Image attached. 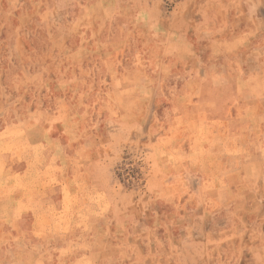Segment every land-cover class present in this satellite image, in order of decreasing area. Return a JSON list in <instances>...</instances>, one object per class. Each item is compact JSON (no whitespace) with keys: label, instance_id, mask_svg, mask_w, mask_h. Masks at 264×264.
Wrapping results in <instances>:
<instances>
[{"label":"crops","instance_id":"1","mask_svg":"<svg viewBox=\"0 0 264 264\" xmlns=\"http://www.w3.org/2000/svg\"><path fill=\"white\" fill-rule=\"evenodd\" d=\"M37 1L0 0V264L224 262V254L221 258L215 257L219 252L216 249L223 247L224 250V236L228 233L224 223L208 232H199L201 237L219 244L214 249L204 247L207 254L202 259H197L195 247L189 244L191 248L185 258L171 262L164 259L166 248L169 251L179 246L170 244L166 238L180 244L181 238L187 237L189 241L198 235L195 229L176 226L177 210L173 213L171 230H157L156 242L152 241L153 231L144 220H139L140 227L135 228L131 215L121 212L113 173L117 155L101 142L117 137L116 132L105 130L130 123L124 113L117 112L120 108L117 104L124 105L131 98L121 96L117 101L119 94L140 92L141 108L143 103L144 108H148V98L142 94L149 91L147 82L86 88L79 82L84 75L79 68L15 69L11 74L16 79L12 83L7 81L10 69L6 70L2 63L23 60L28 42L22 30L30 29L31 24L36 27V21L24 23L20 18L18 21L9 16L6 19L5 15L33 14ZM74 1L78 6L77 37L80 34L84 39L85 29L93 30V37L94 30H99L101 36L102 30L107 29V42L124 48L123 52L111 53L109 57L127 63L129 54L125 51L140 43L136 40L141 37L136 33L141 28L137 24L138 14L149 8L138 6L135 0H93L92 5H86L85 0ZM191 7L188 5L180 14L182 21H190L195 11H191ZM89 9L95 13L99 9L98 13L104 14L109 24L85 23L81 18ZM251 12L253 56L245 51L240 54L244 44L233 36L228 39L198 37L191 31L171 38L158 34L156 44H163L164 53L149 57L141 53L138 57L133 55L134 62L143 63L148 59L167 68L181 66L175 72L181 82L173 88L172 101L174 108L189 111L183 122L189 127V136L185 140L187 144L183 142L187 147L179 150L178 155L190 172L202 174L203 186L208 188L205 196L190 198L186 203L197 201L204 206H218L220 212L212 209V214H208L213 222H224L226 202L240 204L234 198H224V173L234 174L227 178L229 186L234 188L233 183L238 181L234 176L241 179L245 172H254L255 161L259 164L261 157L264 69L260 62L264 61V0H258ZM171 14L176 15L177 11ZM162 20L166 23L165 18ZM243 34L242 31L239 35ZM77 37L72 41L80 50L84 40L79 41ZM204 45L209 50L206 53L201 52ZM250 57L254 58L256 67L245 68V61ZM203 61L211 63L204 65ZM224 61L230 64L225 67ZM146 70L142 64V69L125 68L117 72L120 78L139 73L143 79L149 77ZM92 75L111 74L93 70ZM31 77H44L50 83L39 84L43 81L35 82ZM86 91H94L97 99L86 100ZM92 108L96 110L89 114ZM179 119L181 117L174 120ZM89 122H96L100 131H87ZM70 127L75 131L70 132ZM177 186L180 187L178 181L172 184L173 189ZM182 200L179 199L177 205ZM192 219L190 215L188 221ZM236 250L227 264L243 263L240 260L243 248L237 246Z\"/></svg>","mask_w":264,"mask_h":264},{"label":"rangeland","instance_id":"2","mask_svg":"<svg viewBox=\"0 0 264 264\" xmlns=\"http://www.w3.org/2000/svg\"><path fill=\"white\" fill-rule=\"evenodd\" d=\"M85 1L86 5H92L93 0ZM257 2L258 0H135L138 6L143 8L147 6L149 9L138 14L137 24L141 28H138L136 33H139L141 37L136 40L140 43L131 45L125 51L129 54V57H126L127 63L109 57L111 53L123 52L124 48L107 42V29L102 30L101 36L99 30H94V37L92 36L93 30L85 29L84 39L80 37V34L77 37L78 28L75 21L78 18L76 14L78 6L74 0H38L36 12L33 14L26 16L22 14L21 17L19 14L5 15L6 19L8 16L15 21L20 18V21L24 23L36 21V27L31 24L30 29L22 30L28 42L27 55H22L23 60L2 63V67L6 70L10 69V74L6 78L9 83L16 79L14 74L13 76L11 74V71L15 69H37L39 71L74 68L83 70L84 75L79 78V82L84 83L86 88L111 83L117 85L148 83L149 91L142 93L148 98L147 109L144 108V103L143 109L141 108L140 92L117 94V101L121 96L128 100L131 98L124 105L117 104V107H120L117 112L124 113L125 120L130 123L105 130L116 132L117 137L101 143L106 148L110 146L111 152H116L117 158L113 173L117 202L123 209L121 212L131 215L133 227L139 228V220H144L153 231L152 241L156 242L157 230H171L173 213L177 210L179 220L175 221L176 226H182L184 230L195 229L198 232L196 238L191 237L192 240L188 241L187 237L181 238L180 244L172 242L170 237L166 238L170 244L179 247L169 251L166 248L165 260L171 262L178 259L183 260L191 248L189 244L195 247L197 259H202L207 254H205L204 247L209 246L214 249L219 244L211 238L201 237L199 232L200 234L208 232L212 227H219L224 223V229L228 232L224 236V250L223 247L220 250L216 249L219 252L215 255L221 258L224 254V262L207 264L230 263L232 258L230 261L229 258L237 251V246L243 248V253L240 254L242 264H264V123L261 130V157L259 164L258 160L255 161L254 172H245L241 179H236L234 176V180H238L234 181V188L229 186L230 182L227 179L234 174L224 173V198H234L240 204L226 202L224 222H213L208 214L211 215L213 211H217L218 206H204L197 201L192 204L186 203L190 198L205 196L208 188L206 185L203 186L202 174L190 172L191 170L186 165L183 166L181 155H178L179 150L184 151L182 149L187 147L183 142L187 144L185 140L189 136V127L187 123H183L189 111L174 108L172 101L175 95L173 88L181 82L175 72H178L181 66L179 64L177 69L167 68L148 59L143 63L134 62L133 55L138 57L141 53L149 57L164 53L163 44L159 46L156 44L158 34L171 38L191 31L198 37L224 36V39H228L233 36L234 39L237 38L241 40V44H244L240 54L245 51L246 54L253 56L254 31L251 11ZM188 5L192 6L191 11L193 9L195 11H192L194 13L190 21H182L179 18L180 14L185 12L183 10ZM174 11H177L176 20V15L171 14ZM98 12L99 9L97 13L93 9L86 10L81 20H85L87 24L97 21L108 25L109 19L104 18V14L100 15ZM163 18L166 19V23H163ZM72 22H74L73 25H71ZM242 31L244 34L239 35ZM75 37L79 38V41L84 40V45L80 50H77V44L72 41V39L76 40ZM208 51L205 45L201 47L202 53ZM253 60V57L247 59L245 68L256 67ZM202 63L205 65L211 62L203 61ZM142 64L147 69L148 78L142 79L139 73L124 78L118 76L117 71L137 67L142 69ZM203 64L202 68H204ZM226 64L230 62L224 61L225 67ZM260 67L264 69V61L260 62ZM93 70L111 75L94 77ZM24 79L26 80L25 77ZM30 79L35 82L36 80L43 81L39 84L50 83L44 77H31ZM85 93L86 100L95 101L97 99L94 91ZM262 98H264V93H262ZM95 110L92 108L89 114ZM175 117H181V119L175 121ZM88 118L87 115V121ZM261 118L264 121L263 109ZM86 128L87 131L98 129L100 131V126L96 122H89ZM69 131L74 132L75 129L70 127ZM177 181L180 187L173 189L172 184ZM174 198L177 201L174 202ZM179 199L183 200L180 205H177ZM220 211L221 209L217 212ZM190 215L193 217L192 222L188 221ZM152 257L155 258V255Z\"/></svg>","mask_w":264,"mask_h":264}]
</instances>
